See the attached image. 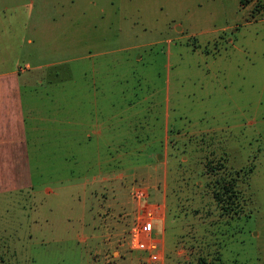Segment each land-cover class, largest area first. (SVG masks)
<instances>
[{
    "label": "rangeland",
    "instance_id": "rangeland-1",
    "mask_svg": "<svg viewBox=\"0 0 264 264\" xmlns=\"http://www.w3.org/2000/svg\"><path fill=\"white\" fill-rule=\"evenodd\" d=\"M10 66L29 184L0 193V264H264V0H0ZM134 186L159 262L128 246Z\"/></svg>",
    "mask_w": 264,
    "mask_h": 264
},
{
    "label": "crops",
    "instance_id": "crops-1",
    "mask_svg": "<svg viewBox=\"0 0 264 264\" xmlns=\"http://www.w3.org/2000/svg\"><path fill=\"white\" fill-rule=\"evenodd\" d=\"M19 73L15 66L0 68V193L29 184Z\"/></svg>",
    "mask_w": 264,
    "mask_h": 264
},
{
    "label": "built area",
    "instance_id": "built-area-1",
    "mask_svg": "<svg viewBox=\"0 0 264 264\" xmlns=\"http://www.w3.org/2000/svg\"><path fill=\"white\" fill-rule=\"evenodd\" d=\"M131 196L135 200L136 207L132 216V222L128 229V246L140 250L148 262H159L162 258L161 237L154 229L158 220H163L159 203H146L147 190L140 186L131 189Z\"/></svg>",
    "mask_w": 264,
    "mask_h": 264
},
{
    "label": "trees",
    "instance_id": "trees-1",
    "mask_svg": "<svg viewBox=\"0 0 264 264\" xmlns=\"http://www.w3.org/2000/svg\"><path fill=\"white\" fill-rule=\"evenodd\" d=\"M215 169V167L210 168L211 171ZM211 193L215 201L221 205L222 209L227 210L231 208L236 194L234 178H226L220 174L217 175L212 185ZM199 261L203 264L206 260H204V257H200Z\"/></svg>",
    "mask_w": 264,
    "mask_h": 264
}]
</instances>
